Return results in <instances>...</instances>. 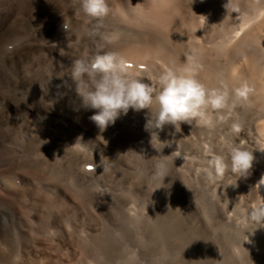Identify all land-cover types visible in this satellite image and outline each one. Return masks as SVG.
<instances>
[{
  "label": "bare ground",
  "instance_id": "1",
  "mask_svg": "<svg viewBox=\"0 0 264 264\" xmlns=\"http://www.w3.org/2000/svg\"><path fill=\"white\" fill-rule=\"evenodd\" d=\"M107 2L100 32L121 37L103 50L144 82L194 55L207 87L224 77L253 92L213 128L165 126L166 145L151 144L148 110L101 131L70 79L74 59L100 50L96 22L79 0H0V264H264V225L245 219L264 202V0ZM226 141L253 152L247 177L204 171Z\"/></svg>",
  "mask_w": 264,
  "mask_h": 264
},
{
  "label": "clouds",
  "instance_id": "2",
  "mask_svg": "<svg viewBox=\"0 0 264 264\" xmlns=\"http://www.w3.org/2000/svg\"><path fill=\"white\" fill-rule=\"evenodd\" d=\"M253 10L255 15L264 14V6L259 3L254 2ZM78 11L87 22H96L91 34H99L102 42L95 54H86L71 62L70 79L82 107L95 110L90 120L101 131L114 124L121 115L126 116L130 109L135 112L148 110L145 129L151 133V144L153 139L162 143L159 132L165 126L177 129L182 123L190 125L195 122L199 126L213 128L226 121L228 114L247 102L253 92L246 81L231 87L224 77L219 78L216 86L207 87L197 78L202 65L194 55L187 57L188 62L180 70L166 67L149 78L154 83H146L141 75L131 71L132 65L119 51L103 50L121 37L118 31L100 32L111 11L107 0H79ZM63 27L67 29L66 24ZM231 130L239 132L241 124L234 121ZM225 143L226 153L211 154L204 171L209 177H223L226 171L247 177L253 168V152L238 143ZM167 157L162 156V159ZM156 167L160 171L166 168V164L160 162ZM259 183L264 184V176ZM245 219L264 225V202L247 211Z\"/></svg>",
  "mask_w": 264,
  "mask_h": 264
},
{
  "label": "rangeland",
  "instance_id": "3",
  "mask_svg": "<svg viewBox=\"0 0 264 264\" xmlns=\"http://www.w3.org/2000/svg\"><path fill=\"white\" fill-rule=\"evenodd\" d=\"M116 138H117V136H116V134H114L113 139H116ZM141 142H142V144L145 143L144 140H142ZM82 147H83V146L81 145V148H82ZM83 148H84V147H83ZM84 169H85L86 171H93V170H96V169H97L96 163H94V162L87 163V164L84 166ZM100 189H101L102 191H104V190H105V187H101ZM203 216H204L205 220L209 223V222L211 221L212 211H211L210 209L205 210V211L203 212ZM232 251H233V254H234L235 256H237L238 258L242 259V254H241L242 246H241L240 244H238V243H234V244L232 245Z\"/></svg>",
  "mask_w": 264,
  "mask_h": 264
}]
</instances>
